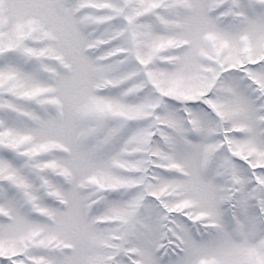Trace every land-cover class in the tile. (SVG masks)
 I'll list each match as a JSON object with an SVG mask.
<instances>
[{"label": "snow or ice", "instance_id": "6c2138e0", "mask_svg": "<svg viewBox=\"0 0 264 264\" xmlns=\"http://www.w3.org/2000/svg\"><path fill=\"white\" fill-rule=\"evenodd\" d=\"M0 264H264V0H0Z\"/></svg>", "mask_w": 264, "mask_h": 264}]
</instances>
